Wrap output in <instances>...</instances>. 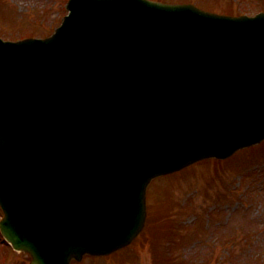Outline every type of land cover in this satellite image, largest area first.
<instances>
[{
  "label": "water",
  "instance_id": "water-1",
  "mask_svg": "<svg viewBox=\"0 0 264 264\" xmlns=\"http://www.w3.org/2000/svg\"><path fill=\"white\" fill-rule=\"evenodd\" d=\"M69 7L49 38L0 39V225L32 264L130 243L152 177L264 139V13L234 18L148 0ZM172 26L187 47L164 55L158 37ZM119 69L133 91L124 104L144 119L120 100L104 131L87 132L89 108L115 111L103 96L119 86Z\"/></svg>",
  "mask_w": 264,
  "mask_h": 264
},
{
  "label": "rangeland",
  "instance_id": "rangeland-1",
  "mask_svg": "<svg viewBox=\"0 0 264 264\" xmlns=\"http://www.w3.org/2000/svg\"><path fill=\"white\" fill-rule=\"evenodd\" d=\"M176 1L234 15L264 10V0ZM67 2L0 0V35H50ZM196 164L155 181L147 224L130 245L73 264H264V144ZM30 258L0 244V264H30Z\"/></svg>",
  "mask_w": 264,
  "mask_h": 264
}]
</instances>
